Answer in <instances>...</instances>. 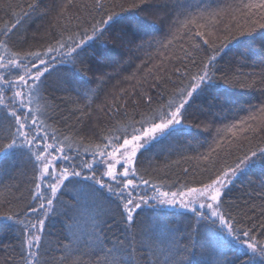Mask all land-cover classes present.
<instances>
[{
    "label": "trees",
    "instance_id": "16d2710c",
    "mask_svg": "<svg viewBox=\"0 0 264 264\" xmlns=\"http://www.w3.org/2000/svg\"><path fill=\"white\" fill-rule=\"evenodd\" d=\"M103 2L105 9L96 10L94 0H0V31L19 20L20 24L13 30L12 44L16 49L30 51L46 49L62 32L67 35L68 31H82L106 18L105 12L118 14L111 29L98 42V50H88L84 67L90 70L84 77L87 83L77 86L79 96L63 83L66 75H72L71 65L61 70L59 77L52 78L61 88L69 90L53 93L58 98L55 103L59 109L49 121L52 125L49 131L59 129L64 134L62 138H67V144L79 149L81 156L76 160L77 164L88 157L83 153L90 141L94 143L89 150L98 151L95 143L99 142L102 128L122 131L142 118L149 119L160 104L172 99L171 94L180 86L175 69L180 68L183 72L187 67L196 71L185 53L191 52L199 63L205 51H194V45L208 49L203 44L204 39L210 44L214 41L217 46L227 44L216 64L218 79L209 90L218 103L210 108L206 96L195 97L188 108L183 132L140 156L135 165L137 175L148 180L150 186L162 190H185L184 186H200L220 169L235 166L249 148L264 146V113L257 111L264 104V49L260 47L264 28L259 27L264 24V8L245 7L262 0ZM133 4L138 7H132ZM185 20L189 21L187 27L182 26ZM193 20L195 23L191 22ZM248 29L253 31L249 33ZM197 32H203L204 36H197ZM225 37H228L227 41ZM6 54L0 47V56ZM81 67L77 65L78 69ZM222 75L234 82L225 84L219 79ZM148 97L152 98L150 104ZM77 132L79 136H76ZM4 168L5 171L0 173V264H24L19 227L14 223L15 217L12 220L7 217L21 213L33 202L31 166L25 160L17 159L15 163L6 162ZM92 184V181H82L69 185L61 200L66 204L78 203L91 209L93 214L97 210L107 212L105 246L112 247L118 241H124L126 247L130 236L120 217L113 218L111 209L115 205L109 204L104 190L93 196L87 187ZM5 195L7 200L3 198ZM223 199L225 211L245 227L255 224L257 238L264 241L261 234L264 228L259 227L264 223V159L256 158L254 163L243 168ZM67 222L64 215H55L46 222L42 251H51V255L45 257L50 264L59 256L55 251L58 242L67 243L65 236L72 238V233L65 227ZM201 225H209V222H197L192 213L181 209L148 205L140 211L131 234L136 237V247L141 244L152 246L155 255L148 257L151 264L157 261L165 264L176 251L173 240L181 249L185 244L189 247L170 264H177L180 259L185 264H214L221 251L227 253L230 264L249 260L248 255H241L235 249L228 250L224 237L218 233V225L211 231ZM197 228L200 235L195 231ZM91 230V221L85 214L72 231L83 242L89 239ZM189 237L199 241L195 248ZM142 256L143 251L136 254L135 264H146ZM83 260L87 264L89 257L85 256ZM250 264H264V258L256 256Z\"/></svg>",
    "mask_w": 264,
    "mask_h": 264
},
{
    "label": "snow or ice",
    "instance_id": "6c2138e0",
    "mask_svg": "<svg viewBox=\"0 0 264 264\" xmlns=\"http://www.w3.org/2000/svg\"><path fill=\"white\" fill-rule=\"evenodd\" d=\"M140 2L143 3L144 0ZM93 7L96 10H104L105 3L103 0H94ZM132 7L138 5L133 4ZM245 7L264 8V0L259 4ZM117 15L116 12H105L106 18L95 21L80 32L65 30L68 31L67 35L62 32L55 42L38 51L16 49L12 44L13 30L20 24L19 20L0 31V47L7 53L0 56V173L5 171L6 162L15 163L17 159L25 160L31 166L32 172L30 183L33 187L30 195L33 202L27 204L21 213H12L7 217L9 220L15 217L14 223L19 227L21 258L24 264H50L45 257L51 255V251H42L44 248L42 239L46 233L47 220L55 215L66 217L68 222L65 227L72 233V238L65 236L67 243L58 242L55 251L59 256L53 258L52 264H85L83 260L85 256L89 257L87 264H135L136 254L141 251L146 264H151L148 257L155 255L152 246L141 244L139 248L136 247V237L131 234V229L136 226V218L143 207L153 200L168 206L178 203L180 207L191 212L197 218V222L201 220L209 222L210 226L201 225L208 227L209 231L218 225V233L224 237L228 250L235 249L241 255L249 256V260L242 261L241 264H250L256 256L264 258V241L259 240L255 234L257 226L241 225L236 217L225 211L223 199L234 178L241 174L242 166L247 168L256 158L264 159V146L249 148L238 158L235 166L220 169L199 187L184 186L187 192L181 190L169 194L160 191L155 185L151 187L152 195H149L147 190L137 191L141 184L149 185L148 180L137 175L135 165L138 158L153 147L183 132L188 108L195 97L206 96L210 108L218 103L210 96L209 90L218 79L216 64L223 48L227 47L226 43L217 46L214 41L210 44L208 39H204L203 44L207 45L208 49H201L198 44L194 45V51H205V56L197 63L191 52L185 53L196 67V71L192 72L187 67L183 72L180 68L175 69L180 86L171 94L172 99L160 104L149 119L142 118L122 131L119 128L115 132L110 127L102 128L98 136L99 142L95 143L98 151L89 150L94 143L91 141L84 150L83 154L89 156L90 160H81L77 164L76 160L81 156L79 149H73L67 144V138H62L64 134L59 129L49 131L52 127L49 121L59 109V105L55 103L58 98L53 93L69 90L61 88L52 78L59 77L61 70L71 65L72 75L70 77L66 75L63 83L69 85L79 96L77 86L82 87L87 83L84 77L90 70L84 67L88 59V50H98V42L102 41L105 32L111 29ZM191 22L195 23L194 20ZM188 23L189 21L185 20L182 26L187 27ZM259 27L264 28V24H260ZM252 31L253 29H248L249 33ZM196 35L203 37L204 33L197 32ZM224 40L227 41L228 37ZM260 47L264 49V38L260 40ZM77 65L82 67L78 69ZM185 79L187 83H184ZM219 79L225 84L234 82L226 75ZM151 99L148 97L149 104ZM257 111L264 113V104H261ZM136 124H139V127ZM76 136H79V132ZM117 153L120 159L116 158ZM60 162H64L63 167L60 166ZM117 165L123 169L122 172L117 171ZM85 170L88 174H85ZM105 176L110 179L105 181ZM82 181L93 182L87 186L93 196L100 190L108 194L106 199L109 200V204L115 205V208L111 209L113 218L118 215L126 226L125 231L129 233L130 239L126 247L124 241H118L112 247L105 246L107 212L97 210L93 214L91 209L78 203L66 204L61 200L64 189ZM186 196L192 198L185 199ZM3 198L7 200L6 195ZM85 214L89 216L92 230L89 239L80 242V237L72 230ZM259 227L264 228V223ZM195 231L200 235L199 228ZM189 241L193 248L199 243L192 241L191 237ZM173 244L177 245L176 251L172 253V249H169L172 255L165 264H170L175 256L187 251L189 247L185 244L181 249L175 240ZM93 257L95 259H92ZM177 264L185 262L180 259ZM214 264H230L227 253L221 251L220 258Z\"/></svg>",
    "mask_w": 264,
    "mask_h": 264
},
{
    "label": "rangeland",
    "instance_id": "374dc122",
    "mask_svg": "<svg viewBox=\"0 0 264 264\" xmlns=\"http://www.w3.org/2000/svg\"><path fill=\"white\" fill-rule=\"evenodd\" d=\"M9 95H10V93H9ZM117 159H120V157H119V153H117V157H116ZM85 159H89L90 160V157L88 156L87 158H85ZM84 159V160H85ZM80 163V162H79ZM60 166L61 167H63L64 166V162H60ZM244 167L242 166V169H243ZM77 170H79V169H77ZM101 170H103V169H101ZM117 171L118 172H122L123 171V169L122 168H120V166L119 165H117ZM85 174H88L87 173V170H85ZM110 178H108V177H104V180L105 181H108ZM137 183H139V181H136ZM151 187L152 186H150V185H147V186H145V185H143V184H141L140 185V188L139 189H137V191L139 192V191H144V190H147L148 191V194L149 195H152L153 193H152V190H151ZM160 191H164V190H161L160 189ZM185 192H187V190H184ZM166 192H169V191H166ZM174 192V191H173ZM169 194H171V192H169ZM170 198V197H169ZM189 198H192L191 196H186L185 197V199H189ZM153 204H155V205H158V206H163V207H170V208H176V209H181V210H185L184 208H182V207H180L179 206V204L177 203L176 205H174V206H168V205H161V204H159V203H157L156 201H150L149 202V204L148 205H153ZM148 205H146V206H148Z\"/></svg>",
    "mask_w": 264,
    "mask_h": 264
},
{
    "label": "bare ground",
    "instance_id": "6f19581e",
    "mask_svg": "<svg viewBox=\"0 0 264 264\" xmlns=\"http://www.w3.org/2000/svg\"><path fill=\"white\" fill-rule=\"evenodd\" d=\"M201 186V185H200ZM196 187H199V186H196ZM159 189V188H158ZM162 190V189H161ZM185 190H187V189H185ZM164 191H167V190H164ZM181 191V190H180ZM184 191V190H183ZM169 192H173V191H169ZM174 192H179V191H174ZM150 207H158V205H155V204H153V205H149ZM184 211H186V210H184ZM189 212V211H188ZM191 213V212H190Z\"/></svg>",
    "mask_w": 264,
    "mask_h": 264
}]
</instances>
